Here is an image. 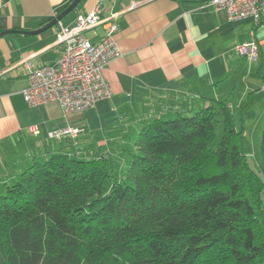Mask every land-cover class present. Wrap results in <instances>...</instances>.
I'll return each mask as SVG.
<instances>
[{
  "label": "trees",
  "instance_id": "1",
  "mask_svg": "<svg viewBox=\"0 0 264 264\" xmlns=\"http://www.w3.org/2000/svg\"><path fill=\"white\" fill-rule=\"evenodd\" d=\"M168 116L116 158L52 153L1 182L0 264H264V123L260 177L226 100Z\"/></svg>",
  "mask_w": 264,
  "mask_h": 264
},
{
  "label": "crops",
  "instance_id": "2",
  "mask_svg": "<svg viewBox=\"0 0 264 264\" xmlns=\"http://www.w3.org/2000/svg\"><path fill=\"white\" fill-rule=\"evenodd\" d=\"M70 1L0 0V32L38 29ZM93 8L117 26L114 40L121 55L103 69L112 96L67 116L55 101L28 105L20 58L29 57L36 65L55 61L58 25L72 24L78 13ZM105 28L101 22L85 35L96 42ZM251 41L258 45L255 60L234 53L236 44ZM258 93L256 123L264 114L263 20L257 25L249 17L229 20L207 0H81L40 33L0 35V183L12 182L33 159L52 153L116 158L136 122L148 115L192 110L210 98L226 100L232 110L248 94ZM238 118L241 122L243 117ZM31 126L36 134L29 132ZM66 126L78 128V134L47 137L49 130Z\"/></svg>",
  "mask_w": 264,
  "mask_h": 264
},
{
  "label": "built area",
  "instance_id": "3",
  "mask_svg": "<svg viewBox=\"0 0 264 264\" xmlns=\"http://www.w3.org/2000/svg\"><path fill=\"white\" fill-rule=\"evenodd\" d=\"M207 4L214 10L223 11L229 20L249 17L255 25L264 21V0H207ZM101 22L106 24L105 33L92 42L85 31ZM116 30V24L109 18L99 17L97 8L78 13L72 24L58 25L54 44L59 48V55L55 61L36 65L29 57L20 58L28 81L22 91L24 101L32 106L55 101L67 116L93 106L99 99L110 98L112 90L103 76V69L121 55L114 40ZM233 51L237 56L253 61L258 45L255 41L236 44ZM29 132L36 134L37 129L31 126ZM78 132V128L66 126L49 130L47 137H73Z\"/></svg>",
  "mask_w": 264,
  "mask_h": 264
},
{
  "label": "rangeland",
  "instance_id": "4",
  "mask_svg": "<svg viewBox=\"0 0 264 264\" xmlns=\"http://www.w3.org/2000/svg\"><path fill=\"white\" fill-rule=\"evenodd\" d=\"M258 91L259 90H257L256 92ZM252 93L253 92H250L249 94ZM249 94L247 95L248 97L250 96ZM248 97H245L242 100L241 104H236L235 107L232 108V112L235 116L238 128L243 129L241 145L246 161L249 167L257 175L263 177L261 168L259 166V160H260L259 152H260L261 131L264 123L263 122L264 114L261 116L262 118L259 121H257V123L255 122L256 120L255 117H257V114L259 112V109L255 108V106L257 107V103H259L260 100L262 99V95L258 93L256 96L251 95L250 98ZM165 105L166 104L163 105V108L165 107ZM165 115L162 114L160 115V117L162 118L170 117L168 115L166 116ZM238 115L240 117H243L241 119V122L240 119L238 118ZM260 199H261L260 206L264 217V189L260 194Z\"/></svg>",
  "mask_w": 264,
  "mask_h": 264
},
{
  "label": "water",
  "instance_id": "5",
  "mask_svg": "<svg viewBox=\"0 0 264 264\" xmlns=\"http://www.w3.org/2000/svg\"><path fill=\"white\" fill-rule=\"evenodd\" d=\"M81 0H71L70 3L63 9L61 10L56 16H54L51 20H49L44 26L35 29V30H5V31H1L0 35L9 33V32H18V33H27V34H36V33H40L52 26H54L56 23H58V21L61 20V18L63 16H65L67 13H69L70 11H72L80 2Z\"/></svg>",
  "mask_w": 264,
  "mask_h": 264
}]
</instances>
